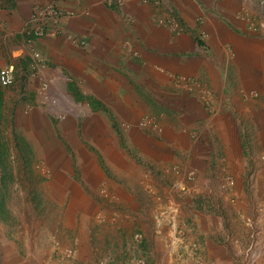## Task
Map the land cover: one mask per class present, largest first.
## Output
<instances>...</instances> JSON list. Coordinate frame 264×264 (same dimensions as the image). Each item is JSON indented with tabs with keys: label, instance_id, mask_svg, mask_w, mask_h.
<instances>
[{
	"label": "crops",
	"instance_id": "0c3cea01",
	"mask_svg": "<svg viewBox=\"0 0 264 264\" xmlns=\"http://www.w3.org/2000/svg\"><path fill=\"white\" fill-rule=\"evenodd\" d=\"M118 1L14 0L6 11L15 35L33 6L71 15L60 28L84 46L46 29L32 40L44 67L21 79L69 96L70 83L88 112L58 126L82 161L47 165L66 174L29 197L40 203L30 229L0 206V264H248V226L264 206V0ZM165 12L183 32L157 23ZM143 116L161 132L139 128ZM53 132L39 137L54 144ZM223 175L233 183L221 192ZM261 222L255 264H264Z\"/></svg>",
	"mask_w": 264,
	"mask_h": 264
},
{
	"label": "rangeland",
	"instance_id": "374dc122",
	"mask_svg": "<svg viewBox=\"0 0 264 264\" xmlns=\"http://www.w3.org/2000/svg\"><path fill=\"white\" fill-rule=\"evenodd\" d=\"M1 6L0 4V68L1 65L3 67L4 60L7 58L12 66L18 67L15 70L14 84L1 91L6 107L4 114L6 123L0 127V136L7 145V163L5 168L0 166V202L8 207L10 216L13 214L16 218H24V226L30 229V219L34 217L33 214L37 212L36 207L40 203H33L29 197L37 193H46L44 189L56 173H62L63 176L66 174V167L65 170L60 169L56 172L55 168L52 170L47 165L50 162L61 161L65 164H72L74 168L82 161L81 155H78L80 153L77 154V151L67 144L66 139L58 135L60 134L58 126L70 111L80 120L88 112V108L85 103H76L64 92L62 85H52L51 82L39 81L38 78L31 79L29 76L31 83L35 81V85H27L28 77L23 82L21 77L24 72L21 70V63H17L16 60L19 50L22 49V30L15 35L13 34L14 29L5 26L4 19L8 17V14ZM37 74L38 71L34 75ZM42 84L45 85L44 90L41 89ZM11 130L28 145L31 151L29 160H23L20 152L16 150L11 139ZM46 131L57 133L54 144L49 143L52 140L50 138H47L44 143L39 137ZM73 140L78 145H82L80 139L75 137ZM87 147L92 149L91 146ZM93 157L96 159L97 155ZM73 173L74 177L78 178L79 171L73 170ZM173 197L175 200L178 199L176 194ZM62 206L64 208V205Z\"/></svg>",
	"mask_w": 264,
	"mask_h": 264
},
{
	"label": "built area",
	"instance_id": "2783aa9c",
	"mask_svg": "<svg viewBox=\"0 0 264 264\" xmlns=\"http://www.w3.org/2000/svg\"><path fill=\"white\" fill-rule=\"evenodd\" d=\"M115 3L119 1L113 0ZM141 3H148L150 0H139ZM261 7L264 10V3L261 2ZM63 16H71L70 14H63L59 11L53 4L47 3L43 5L33 6L29 12V15L26 19L25 24L22 28L21 34V48L19 50L20 55L23 58L26 56L29 60L28 68L31 71V77L41 68L44 67V63L40 58L39 53L33 48V39L41 38L46 29L54 30L55 33H63L62 29L60 28V21ZM157 23L160 26L166 27L167 29L174 31V32H183V28L179 25L177 19L170 13H164L161 18L158 19ZM67 41L72 44L78 46H84V42L69 34L63 33ZM35 72V73H34ZM159 72H163L159 70ZM173 83L176 85H182L186 88L191 87L190 83L184 77H173ZM15 82V74H14V67L12 65H8L5 67L0 68V89H7L11 87ZM194 86V85H193ZM41 89H45V85H41ZM203 99L206 101L209 92L207 90H202ZM207 104V102H205ZM137 126L141 129H146L154 134H159L161 132V128L157 120L152 116H143L137 122ZM194 176L193 171H189L185 173L186 180L190 181ZM233 180L230 176L223 175L222 180L220 181L218 188L220 190L226 191L232 187ZM103 197H106L105 193L101 192ZM257 217L251 221V224L248 226L249 229V236L247 245L243 251V256L250 259L248 264H255L254 258L258 256V253L254 256L255 250L258 248V241L261 238L262 228H261V219L264 217V206L257 208ZM259 213V214H258ZM133 241H139V235L135 234L132 236ZM71 252L67 249L64 251L65 256H70ZM254 257V258H253ZM103 262H107L105 259L102 260ZM134 264H142V261H137Z\"/></svg>",
	"mask_w": 264,
	"mask_h": 264
},
{
	"label": "trees",
	"instance_id": "16d2710c",
	"mask_svg": "<svg viewBox=\"0 0 264 264\" xmlns=\"http://www.w3.org/2000/svg\"><path fill=\"white\" fill-rule=\"evenodd\" d=\"M0 4L2 5L1 8H3L5 11H8V10L13 8L14 0H0ZM5 7H6V9H5ZM24 60L25 59L19 60V62L21 63L20 67H21V70L23 72L28 68V66H27L28 63H27V61L24 63ZM17 67L14 68V74H15V70ZM25 67H26V69H25ZM65 88H66L67 93L70 94V96L72 97V99L75 102L88 101V99L86 97L82 96L81 93L75 88L74 85L67 83ZM1 91H2V89H0V127L3 125V123H6L5 122L6 119L4 118L6 107H5V103H4L3 95L1 93ZM11 139L14 143L16 150L20 152L23 160L24 159L29 160L31 157V151H30L28 145L26 143H24V141L17 134H15L12 130H11ZM6 163H7V145H6L5 141L0 136V166L2 168H5L4 166ZM1 205L2 204L0 202V206Z\"/></svg>",
	"mask_w": 264,
	"mask_h": 264
}]
</instances>
